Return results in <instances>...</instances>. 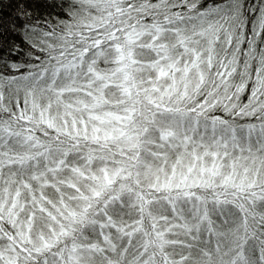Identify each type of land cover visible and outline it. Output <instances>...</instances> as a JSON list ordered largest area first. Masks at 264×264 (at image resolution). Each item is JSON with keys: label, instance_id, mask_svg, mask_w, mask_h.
I'll return each mask as SVG.
<instances>
[{"label": "snow or ice", "instance_id": "snow-or-ice-1", "mask_svg": "<svg viewBox=\"0 0 264 264\" xmlns=\"http://www.w3.org/2000/svg\"><path fill=\"white\" fill-rule=\"evenodd\" d=\"M0 264H264V0H0Z\"/></svg>", "mask_w": 264, "mask_h": 264}]
</instances>
